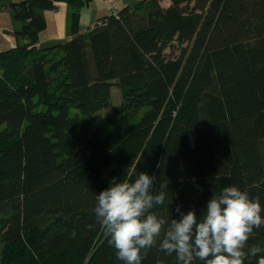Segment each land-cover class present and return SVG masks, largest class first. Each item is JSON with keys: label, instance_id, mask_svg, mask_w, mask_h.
I'll use <instances>...</instances> for the list:
<instances>
[{"label": "trees", "instance_id": "obj_1", "mask_svg": "<svg viewBox=\"0 0 264 264\" xmlns=\"http://www.w3.org/2000/svg\"><path fill=\"white\" fill-rule=\"evenodd\" d=\"M160 1L87 33L74 12L72 38L46 47L43 11L58 0L10 3L23 25L0 50V264H122L95 195L140 171L167 183L157 211L170 218L231 185L264 205V0ZM114 85L123 100L94 126L84 116ZM251 247L264 250V224ZM142 264L177 262L157 244Z\"/></svg>", "mask_w": 264, "mask_h": 264}, {"label": "clouds", "instance_id": "obj_2", "mask_svg": "<svg viewBox=\"0 0 264 264\" xmlns=\"http://www.w3.org/2000/svg\"><path fill=\"white\" fill-rule=\"evenodd\" d=\"M168 198L167 183L157 188L156 177L146 171L134 179L111 182L95 195L94 213L108 243L122 264H142L146 250L154 245L177 264H245L249 255L264 264V250L246 242L264 224V205L238 185L212 195L198 215L178 206L179 218L159 214Z\"/></svg>", "mask_w": 264, "mask_h": 264}, {"label": "rangeland", "instance_id": "obj_3", "mask_svg": "<svg viewBox=\"0 0 264 264\" xmlns=\"http://www.w3.org/2000/svg\"><path fill=\"white\" fill-rule=\"evenodd\" d=\"M19 0H0V50L7 49L17 43L14 32L20 29L23 22L18 20L10 3ZM117 0H86L79 6L59 1L55 10H44L46 26L41 31V43L43 47L54 45L58 42H65L71 35V22L73 13L81 15V28L90 29L98 19L105 16L109 11L108 7ZM123 100L120 88L114 85L112 87V101L108 107L100 111L84 116V119L92 120L94 126L99 125L107 116L111 114L114 108Z\"/></svg>", "mask_w": 264, "mask_h": 264}, {"label": "crops", "instance_id": "obj_4", "mask_svg": "<svg viewBox=\"0 0 264 264\" xmlns=\"http://www.w3.org/2000/svg\"><path fill=\"white\" fill-rule=\"evenodd\" d=\"M89 1H91V0H88V3H89ZM139 1L140 0H117V1H114V3L112 5H110V7H108V11L109 12L106 15H110L111 14V8L113 6H118L119 9L124 7V6H129V7L133 8V6ZM160 2H161L163 7H168L170 5V3H171V0H161ZM80 22H81V18H80ZM95 25H96V23L93 24L92 27H89L90 29H88V30L80 28V33H87L88 31L93 29V27H95ZM71 38H72V34L68 37L67 40H69ZM41 44L42 43L40 42L39 45H41Z\"/></svg>", "mask_w": 264, "mask_h": 264}, {"label": "built area", "instance_id": "obj_5", "mask_svg": "<svg viewBox=\"0 0 264 264\" xmlns=\"http://www.w3.org/2000/svg\"><path fill=\"white\" fill-rule=\"evenodd\" d=\"M118 8H119L118 6H113V7L111 8V14H113V15H117V14H118V11H119Z\"/></svg>", "mask_w": 264, "mask_h": 264}]
</instances>
